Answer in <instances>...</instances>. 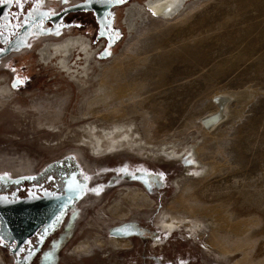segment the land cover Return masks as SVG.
I'll use <instances>...</instances> for the list:
<instances>
[{
    "label": "rangeland",
    "instance_id": "1",
    "mask_svg": "<svg viewBox=\"0 0 264 264\" xmlns=\"http://www.w3.org/2000/svg\"><path fill=\"white\" fill-rule=\"evenodd\" d=\"M145 3L122 0L113 7L115 37L110 41L96 36L92 14L84 11L76 15L79 26L34 38L0 67V88H7L0 92V181L24 179L60 160H73L89 181L65 221L72 235L60 252L34 264H124L134 244L137 264H165L166 258L156 260L160 249L175 252L172 264L238 262L240 251L222 255L205 248L209 219L200 214L192 218L201 223L186 219L176 200L182 182H187L184 203L222 206L233 223L248 221L251 239L228 234L224 242L229 248L238 240L247 245L249 259L242 264H264V0H185L180 13L169 19L153 16ZM62 35H80L94 49H87L89 64L80 51L73 52L68 64L75 76L56 66V60L46 66L37 54L43 42ZM114 61L124 68L116 73V83L133 89L107 107L95 105L98 80L110 73ZM82 66L88 68L85 73ZM15 76L22 80L20 88L11 85ZM231 90H247L251 97L230 124L220 121L227 131L201 151V160L220 163V170L205 177L201 163L185 165L191 136L200 137V119L216 109L211 94ZM87 111L93 114L84 115ZM106 113L116 114L111 131L128 127V141L137 143L118 144L112 146L114 153L95 157L79 136L88 126L93 131L109 127L97 118ZM145 127L153 143L143 139ZM168 149L180 156L168 157ZM167 214L184 221L163 248H154L152 234ZM126 225L128 235L140 233L133 241L110 235ZM0 264H12L1 250Z\"/></svg>",
    "mask_w": 264,
    "mask_h": 264
},
{
    "label": "flooded vegetation",
    "instance_id": "2",
    "mask_svg": "<svg viewBox=\"0 0 264 264\" xmlns=\"http://www.w3.org/2000/svg\"><path fill=\"white\" fill-rule=\"evenodd\" d=\"M58 1L59 3L56 5L55 3ZM119 3L121 2H117V0H80L74 3L69 0H0V67L4 66L11 58L12 53H16L26 46L30 47L34 38L53 32L68 31L70 27L79 26L76 15L84 11L92 14L91 18L97 27L96 36H102L106 41H110L115 37L112 9ZM69 40L71 41V53L65 54L62 48L67 45ZM61 43L63 44L60 46L61 48L52 50L53 47ZM45 46L49 47L50 53L53 54L50 58H44L41 53V49ZM85 46L87 48H84ZM87 49L94 51L90 42L84 37L62 35L57 41L43 42V46L37 54L46 66L53 59L56 60V63L58 62L56 66L59 67L61 61L65 59L67 66L71 69L68 61L74 51H86V56L83 55L82 58L85 64H89L92 57L88 56ZM61 52L63 56L59 55ZM4 58L5 62L2 63ZM46 59L49 60L45 61ZM73 63L76 64L77 61L75 60ZM82 67L84 68L81 72L85 73L88 68L87 66ZM60 69L75 76L71 70ZM11 85L13 88H20L21 78L15 76L11 80ZM6 89L1 87L0 92H7ZM112 129L114 131L116 128ZM113 131L109 129L110 134H113ZM127 143L132 144L130 141ZM118 144L124 146L126 143L114 141L108 144L106 149H103L102 141L98 137H94L91 140L90 149L92 155L101 157L114 153L112 146L116 148ZM95 150L100 154L94 153ZM167 156L170 157L168 154ZM82 175V171L76 168L73 160H60L49 163L41 171L24 179L0 181V250L7 255L12 264H34L40 259L45 261L50 257H44L46 254L50 255L61 251L72 235V232H66L68 229L67 218H70L69 212L74 209L89 187L88 179L83 178ZM74 215L73 219L78 218L77 215ZM115 216L119 217V214ZM186 219L190 221V218ZM183 221L184 218L178 221L168 214L162 216L159 233L152 234L154 248L157 246L163 248L169 242H165L167 236L175 233V228ZM126 226L127 229L124 226L116 228L119 230L114 229L110 235H125L132 240L138 234L128 235L126 232L131 227ZM162 238L164 240L160 241ZM155 240L157 243H154ZM141 241L142 243L146 242L144 235H142ZM178 248L183 251L182 247ZM205 248L209 249L208 246ZM126 252L130 256L124 260V264L139 262L138 258L133 255L136 253L135 244ZM158 253L157 261L160 262L166 258L165 264L173 263L171 260H174V251L160 249ZM178 263L182 264V262Z\"/></svg>",
    "mask_w": 264,
    "mask_h": 264
},
{
    "label": "bare ground",
    "instance_id": "3",
    "mask_svg": "<svg viewBox=\"0 0 264 264\" xmlns=\"http://www.w3.org/2000/svg\"><path fill=\"white\" fill-rule=\"evenodd\" d=\"M184 1L185 0H146V5H147V7L150 8L149 12L151 14H152V12L162 13L164 15L169 16L168 18H165V19H169L172 17L175 18L178 15V13H180V11L184 8L183 7ZM134 9H136V8H134ZM134 9H133V11H134ZM129 14L131 16V14H132L131 10H129ZM132 15H135V13L133 12ZM138 16L139 15H137L135 17H138ZM72 41H75V40H72ZM70 44H71V41L69 40V42H67V45L64 48H62V50L65 51V54L71 53ZM41 53H42L44 58H46V57L50 58L51 56H53V54L50 53V51H49V47H47V46H45L41 49ZM80 53L85 55L86 51L82 50V51H80ZM79 58L80 57H78V59ZM120 64H121V62H115L114 61V64L111 66L110 73L106 74V72H103L101 74V77L98 80V85H99L100 89L97 92L96 96L92 99L91 103H93L95 105L100 104L103 107H107V105H109L110 100H113L116 98H121L123 95L129 94L130 90L133 89L132 84H129L126 82L125 83H123V82L116 83V73H120L124 70V68H122L121 66L119 67ZM59 67L64 69V70H70L66 64L65 59H63L61 61ZM83 68L84 67H82V69ZM75 70H77V68ZM71 71L73 72V70H71ZM106 76H108V77H106ZM97 78H99V75L97 76ZM234 91L233 90L227 91V92L226 91H224V92L216 91V92L211 94V101H212V103L215 104L216 109L214 111L209 112L207 116L202 118V119H205L204 122H202L201 121L202 119H200V123H198V128L200 129L199 130L200 137L198 138L196 136H191V140L189 139L190 140L189 145L191 147L192 152L188 153L189 156L186 157L185 163H186V165H190V163H194V164L195 163H201L203 168H201L199 172L202 173L205 177H207L206 174L208 172H212L216 169L220 170V166H219L220 163L218 161L213 160V159L211 161L210 160L209 161L201 160V158H200L201 151L204 148L212 145V144L210 145V143L208 142L209 140L215 141V144H216L217 138L222 137L224 135L225 131H227V128H222V125L219 126L220 121L223 122L224 125L230 124L231 119L237 118V116L241 115L242 110L245 108V103L251 97L250 92L247 90H243V91L239 90V91H235V92ZM232 100H234L235 103H237L239 105H237V107L233 108V106L230 104V102ZM88 114H93V112L87 111L86 113H84V115H88ZM97 118L103 119L104 121H108L110 126L109 127H101L99 131H93V129L90 126H88L86 134L85 135L81 134V136H79V141L82 142V144H85V142H88V146L91 147V140L94 137H98L102 141L103 149H106L107 145L110 143H113L114 141L116 143H122V142L127 143L128 142V134H127L128 127L116 128L113 131V134L109 133V128L111 126L115 125L117 122L115 113H112V114L106 113L105 115L98 116ZM143 132H145V134H144L145 137L143 139L147 143H153V140H151L149 138V130L147 127L144 128ZM134 142L137 143L136 140L133 141V143ZM204 142H208L207 146L202 144ZM82 146H84V145H82ZM190 147H189V149H190ZM173 149H168L167 154L171 158H174L176 156H180V155H177L176 151H174L175 149L174 150ZM204 155L205 154H202V156H204ZM181 185H182L181 192L176 198L177 204H178L177 206H179V209L183 210L186 217L190 218V221L193 220L195 222L194 219L199 214L204 215V217L206 216L209 219L208 224H207V228L209 231V238L207 240L208 248L211 250H216L217 252H219L222 255H228L234 251H240L241 252L240 253V260L238 262L235 261L234 264H242L243 260L248 261L247 259H249L250 252H249V250L247 251L248 247L246 244L240 245L242 243V240H238L239 242L231 248H229V246L226 245L227 243L225 244V242H224L227 240V239L224 240V238L228 234L229 235L232 234L233 237H236L237 239H238V237H241L242 235L243 236L245 235L244 236L245 239H251L250 234H248L246 232V228H248L246 223L248 221L240 220L237 223H233L231 221L229 213L225 212L223 210L222 206L219 207L217 205H192V204L187 203V202H185L186 203L185 204L183 197H182V193H183V188H185V186H187V182H182ZM192 217H195V218H192ZM195 223H201V222L196 221ZM227 242H228V240H227Z\"/></svg>",
    "mask_w": 264,
    "mask_h": 264
},
{
    "label": "water",
    "instance_id": "4",
    "mask_svg": "<svg viewBox=\"0 0 264 264\" xmlns=\"http://www.w3.org/2000/svg\"><path fill=\"white\" fill-rule=\"evenodd\" d=\"M145 5H146V3H145ZM146 7H147V5H146ZM147 9L150 10L149 7H147ZM152 14H153L154 16H158V17H161V18H168V17H169L168 15H164V14H162V13H155V12H152Z\"/></svg>",
    "mask_w": 264,
    "mask_h": 264
},
{
    "label": "snow or ice",
    "instance_id": "5",
    "mask_svg": "<svg viewBox=\"0 0 264 264\" xmlns=\"http://www.w3.org/2000/svg\"><path fill=\"white\" fill-rule=\"evenodd\" d=\"M117 2H122V0H117Z\"/></svg>",
    "mask_w": 264,
    "mask_h": 264
}]
</instances>
